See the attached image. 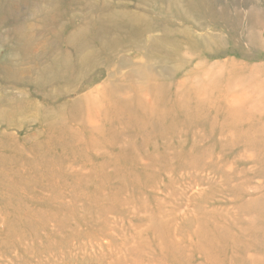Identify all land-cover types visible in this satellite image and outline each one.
<instances>
[{"label": "rangeland", "instance_id": "374dc122", "mask_svg": "<svg viewBox=\"0 0 264 264\" xmlns=\"http://www.w3.org/2000/svg\"><path fill=\"white\" fill-rule=\"evenodd\" d=\"M210 1L0 0V264H264V0Z\"/></svg>", "mask_w": 264, "mask_h": 264}, {"label": "bare ground", "instance_id": "6f19581e", "mask_svg": "<svg viewBox=\"0 0 264 264\" xmlns=\"http://www.w3.org/2000/svg\"><path fill=\"white\" fill-rule=\"evenodd\" d=\"M163 2L166 5L168 0H163ZM184 3L185 0H178V3L175 6L176 10L179 9L183 14L195 19L199 27H203V11H207L213 21H219L218 13L215 10L214 4L210 0L205 2L202 0H193V3H188L187 7H184ZM114 11L107 10L97 19L87 21L86 30L90 29V35L87 38L88 40H96L97 42L102 43L103 46H114V35L116 36V42L120 43L122 39L126 38L129 40L132 37L131 34H141L144 29L151 27L152 24L155 28H159L160 26L158 22H153L154 19L148 21L151 24H143L141 23V21H143L141 18V21H139V18L134 19L125 16L120 18L121 14ZM247 17L250 24L255 22L251 15H248Z\"/></svg>", "mask_w": 264, "mask_h": 264}]
</instances>
